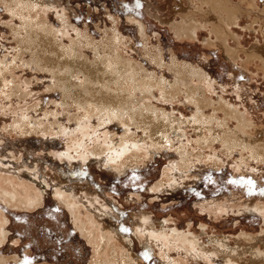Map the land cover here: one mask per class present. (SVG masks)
I'll return each mask as SVG.
<instances>
[{"label": "rangeland", "instance_id": "rangeland-1", "mask_svg": "<svg viewBox=\"0 0 264 264\" xmlns=\"http://www.w3.org/2000/svg\"><path fill=\"white\" fill-rule=\"evenodd\" d=\"M221 1L219 39L202 0H0V264H264V0ZM120 73L136 120L91 103Z\"/></svg>", "mask_w": 264, "mask_h": 264}, {"label": "bare ground", "instance_id": "bare-ground-1", "mask_svg": "<svg viewBox=\"0 0 264 264\" xmlns=\"http://www.w3.org/2000/svg\"><path fill=\"white\" fill-rule=\"evenodd\" d=\"M18 2H19V0H17ZM24 2H25V0H24ZM28 3H30V2H28ZM228 3V2H227ZM20 4H22V1H20ZM19 4V5H20ZM26 4V3H25ZM34 4H36V3H34ZM229 4V3H228ZM18 5V4H17ZM18 5V6H19ZM27 5V4H26ZM205 5V7H206V10L204 11V9L201 7V8H198V10L199 11H201V13H202V15H200L201 17H202V19H203V21H204V27H206V26H211V30H212V32H214L215 33V35L217 36V38H219L221 35H223V37L227 34V28H229V26L232 24V23H235V21H236V19L238 18V15L236 14V12L234 11L235 9H233V8H228L227 6H226V3L225 2H223V1H221V0H202V6H204ZM232 5V4H231ZM28 6V5H27ZM21 7V6H20ZM24 7H26L25 5H24ZM22 8V7H21ZM20 8V9H21ZM33 8V7H32ZM31 9V6H30V8L28 9V10H30ZM22 10H23V8H22ZM20 12V11H19ZM27 12V11H26ZM29 13H30V11H29ZM20 14V13H19ZM36 14V13H35ZM199 14V13H198ZM22 15V14H21ZM35 16V15H34ZM196 16V12H193V13H191V14H189V13H184V14H182V20H183V22L181 23V24H177L176 26H174V27H176V29H177V34L178 35H186L187 37L189 36V34L190 33H195L196 31H195V29L196 28H198L199 27V22H198V20H197V18L195 17ZM199 16V17H200ZM26 17V16H25ZM29 17V19H30V22L28 21V22H26V23H24L25 25H24V30H25V32H26V34H27V38L29 39V41H27V42H30V43H33V42H35L37 39H38V41L39 40H42L43 39V37H42V34L40 35V32H44V33H46V34H49V35H51L52 37L53 36H55L54 34H56V33H54V31H53V29L50 27V25H48L47 23V25H45V23L44 22H42V21H36V22H32L31 20H32V18H33V16H31V15H29L28 16ZM27 17V18H28ZM34 26H36L37 27V29H34V28H32V27H34ZM200 27H203V26H200ZM27 28H29V29H27ZM34 29V30H33ZM197 30V29H196ZM56 32V31H55ZM58 32V31H57ZM193 36V35H192ZM116 37V36H115ZM222 37V36H221ZM194 38V37H193ZM35 39V40H34ZM51 39V38H50ZM220 39V38H219ZM222 39V38H221ZM23 41H25L24 39H20V42H23ZM53 42H54V40H52ZM54 44V43H53ZM58 45V44H57ZM107 47H110L109 45H107ZM110 49H111V47H110ZM224 53H225V55H226V58L227 57H231L232 56V54L231 53H234V52H230V50L227 48V47H224ZM71 48H70V52H71ZM75 50V49H74ZM73 50V52H75ZM98 50V49H97ZM109 50V49H108ZM104 51V50H103ZM102 51V52H103ZM68 52H69V48H68V51L66 52L67 54H68ZM69 52V53H70ZM72 52V53H73ZM251 53V55L252 56H254V57H258V58H260V60H261V62H262V65H263V67H264V46H262V47H259V46H254V47H252V52H250ZM249 53V54H250ZM75 54H76V52H75ZM105 54V53H104ZM233 57H234V55H233ZM121 59V56H120V58H119V55L118 56H113V55H111L110 54V57H106V58H104L103 60H101V63L105 66V68L106 67H109L110 65L112 66V64H114V65H117V66H121L122 67V64H124L123 62H122V60H120ZM83 66H85V65H83ZM110 66V67H111ZM175 66V65H174ZM127 67V66H126ZM133 67V66H132ZM113 68V67H112ZM87 68L86 67H82V68H78V72L77 73H81V74H83L84 76V81L83 82H80V84H76V83H71V86L72 87H74V88H80V86L82 85V84H84V82H86V81H88L89 80V71H87L86 70ZM125 69V68H124ZM127 69V68H126ZM129 69V68H128ZM175 69V68H174ZM194 69V68H193ZM114 70H116V69H114ZM117 70H118V68H117ZM116 70V71H117ZM110 71H113V70H110ZM173 71V70H172ZM174 73L177 75H175L176 76V81L174 80V82H172V83H170V88H171V94L173 93V92H175L177 89H178V87H179V85H187V83H190L189 81H188V78H189V75H196V74H198L197 73V71H194V70H192V69H190V67H189V69L187 68V67H176V69H175V71H174ZM186 73H188L189 75H186ZM137 75V74H136ZM120 76H121V81L119 80V79H117V78H113V80H109L108 81V83L107 84H104L103 85V89H104V92H103V90L102 91H100L99 90V93L98 94H100V96L96 99H93L92 101H91V103L92 102H94L95 103V105H101L102 106V110L104 109H106V110H108V113H110L111 115H113L114 117H123V114H127V116H129L128 118H131V119H135L136 120V116L138 115V113L136 112V111H134L133 109H132V107H131V104H130V100H129V98H132V97H134L135 96V94H136V91H138L140 88L138 87V85H137V87L136 86H134V87H131L130 86V84L127 82V80H126V78L122 75V73H120ZM134 76V75H133ZM174 76V77H175ZM135 77V76H134ZM111 78V77H110ZM131 79V78H130ZM200 80V79H199ZM135 81V80H134ZM56 82L57 83H60L61 82V79H56ZM153 84V83H152ZM135 85V84H134ZM61 86L63 87V89L65 88H67V86H68V83L66 84V82H64V83H61ZM112 86H115V88L113 89L112 88ZM164 89H165V86L163 85L162 86ZM142 88V87H141ZM81 89V88H80ZM138 89V90H137ZM188 89L192 92V94H193V92H194V90L195 89H197L196 87L195 88H193V87H191V86H189L188 87ZM116 91L117 92V94H115V95H112L111 93H110V91ZM78 91V90H77ZM85 91H89V89H85ZM149 92V91H148ZM178 92V91H177ZM121 93V94H120ZM165 93V92H164ZM176 93V92H175ZM170 94V93H169ZM104 95H106V97L104 96ZM128 97V98H127ZM194 99V98H193ZM85 100V99H84ZM134 100V99H133ZM201 100H203V99H201ZM87 101V100H86ZM86 101H84V102H86ZM140 101V100H139ZM196 102L198 103L199 102V100H197L196 99ZM199 104H201V103H199ZM133 106V105H132ZM96 107V106H95ZM97 108V107H96ZM99 107H98V109H100ZM221 108V107H220ZM219 108V109H220ZM201 109V108H200ZM141 110V109H140ZM214 110V109H213ZM221 110V109H220ZM224 111H226L225 109H224ZM99 112H102V111H99ZM140 113V112H139ZM223 113H225V115H227V113L226 112H223ZM230 114V113H229ZM229 114L227 115V116H229ZM107 115V114H106ZM110 115V116H111ZM103 116V115H102ZM108 116V115H107ZM204 116V115H203ZM139 117V116H138ZM109 118H111V117H109ZM142 118V117H141ZM224 118V117H223ZM218 119V118H217ZM110 120V119H109ZM125 120V119H124ZM127 120V119H126ZM131 121V120H130ZM203 122V121H202ZM240 122V121H239ZM124 123V122H123ZM226 126V125H225ZM243 126V125H242ZM241 126V127H242ZM240 127V128H241ZM79 128V127H78ZM237 128H239V127H237ZM243 129H244V127H243ZM236 130V129H235ZM239 130H241V129H239ZM203 131V130H202ZM214 132V131H213ZM242 132V131H241ZM238 133H240V132H238ZM225 134V133H224ZM243 134V133H242ZM225 136H227V135H225ZM229 136H227L226 138H227V140L229 139L228 138ZM232 137V136H231ZM230 137V138H231ZM245 137V136H244ZM243 137V138H244ZM225 138V139H226ZM234 139V138H233ZM229 140H231V139H229ZM242 140V139H241ZM223 141H224V139H223ZM248 141V140H247ZM225 142V141H224ZM244 143V142H243ZM242 143V144H243ZM255 143V142H254ZM245 144V143H244ZM253 144V143H252ZM251 144V145H252ZM249 145V144H248ZM257 146V145H256ZM251 147V146H250ZM258 147V146H257ZM262 148V150H264V144H263V146L261 147ZM125 149H126V147H125ZM125 149H123V151H125ZM256 149V148H255ZM259 149H260V147H259ZM121 150V149H120ZM249 150H250V148H249ZM261 150V151H262ZM123 151H122V154H123ZM137 151V150H136ZM255 151V153H256V155L258 154H260V155H263V153L261 154V152L260 151H256V150H254ZM253 151V152H254ZM253 152H251V153H253ZM120 154V153H119ZM255 155V156H256ZM14 183V182H13ZM3 192V191H2ZM15 192V191H14ZM13 192V193H14ZM17 194V193H16ZM40 194V193H39ZM9 195H12V194H9ZM14 197H15V195H14ZM23 198V197H22ZM13 200H14V198H13ZM24 202H26V201H24ZM28 202V201H27ZM36 202V201H35ZM15 203V202H14ZM72 208V207H71ZM70 208V209H71ZM75 214V213H74ZM1 219V218H0ZM92 220V219H91ZM1 221V220H0ZM0 223H2V222H0ZM2 225V224H1ZM4 226V225H3ZM3 226H0V227H2V231H1V234H2V240L3 239H5V227H3ZM103 226V225H102ZM150 226V225H149ZM80 228V227H79ZM85 229V228H84ZM87 230V229H86ZM100 230H101V228H100ZM90 233V232H89ZM1 239V238H0ZM92 239V238H91ZM2 240H0V243L2 242ZM108 239H106V241H107ZM95 242V241H94ZM108 242V241H107ZM106 242V243H107ZM192 243V242H191ZM123 249V248H122ZM134 260V259H133ZM258 260V259H257ZM119 261V260H118ZM118 264V263H117Z\"/></svg>", "mask_w": 264, "mask_h": 264}, {"label": "snow or ice", "instance_id": "snow-or-ice-1", "mask_svg": "<svg viewBox=\"0 0 264 264\" xmlns=\"http://www.w3.org/2000/svg\"><path fill=\"white\" fill-rule=\"evenodd\" d=\"M137 7H139V4H137ZM249 183H251V181H249Z\"/></svg>", "mask_w": 264, "mask_h": 264}]
</instances>
